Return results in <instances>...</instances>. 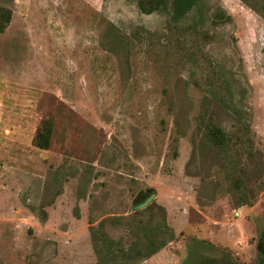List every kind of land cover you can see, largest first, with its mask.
Returning <instances> with one entry per match:
<instances>
[{
	"label": "rangeland",
	"instance_id": "rangeland-1",
	"mask_svg": "<svg viewBox=\"0 0 264 264\" xmlns=\"http://www.w3.org/2000/svg\"><path fill=\"white\" fill-rule=\"evenodd\" d=\"M173 1L0 0V264H264V0Z\"/></svg>",
	"mask_w": 264,
	"mask_h": 264
},
{
	"label": "trees",
	"instance_id": "trees-1",
	"mask_svg": "<svg viewBox=\"0 0 264 264\" xmlns=\"http://www.w3.org/2000/svg\"><path fill=\"white\" fill-rule=\"evenodd\" d=\"M197 5V0H174L173 1V20H179L184 15L192 10H194L195 6ZM168 4L164 2V0H146L145 4L140 3L141 11L145 14H151L154 11L159 10L160 8L167 9ZM51 134V130L48 132V136L44 141H41L39 143V146H48L49 143V136ZM208 137L210 138V141L216 145L217 147H224V145L227 143L225 141V134L224 132L219 128H211L209 129ZM39 138L42 140V135H39ZM45 142V144H44Z\"/></svg>",
	"mask_w": 264,
	"mask_h": 264
},
{
	"label": "water",
	"instance_id": "water-1",
	"mask_svg": "<svg viewBox=\"0 0 264 264\" xmlns=\"http://www.w3.org/2000/svg\"><path fill=\"white\" fill-rule=\"evenodd\" d=\"M154 199H155V195L150 196L144 203L137 206L135 208V210L139 211V210H143V209L147 208L153 202Z\"/></svg>",
	"mask_w": 264,
	"mask_h": 264
}]
</instances>
